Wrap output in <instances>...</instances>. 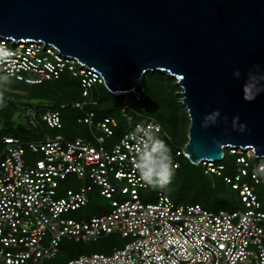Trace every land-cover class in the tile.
I'll return each instance as SVG.
<instances>
[{"label":"built area","instance_id":"2783aa9c","mask_svg":"<svg viewBox=\"0 0 264 264\" xmlns=\"http://www.w3.org/2000/svg\"><path fill=\"white\" fill-rule=\"evenodd\" d=\"M14 56L0 63V72L27 85L58 81L68 72L80 81L83 102L67 100L58 107L30 105L24 116L37 138H2L0 149V264H49L63 242H97L110 235L125 241L111 254H92L66 264H264V211L255 195L264 187V173L251 171L252 162H264L251 150L230 148L237 156L233 177L224 176L221 162H201L206 175L223 177L238 192L242 209L210 211L196 204H175L157 193L154 203L143 202L142 182L134 167L135 148L142 125L154 134L161 127L153 120L137 122L109 147L117 121L98 114L89 96L101 77L75 60L65 58L42 42H16L0 37ZM80 113L87 138L66 139L61 115ZM122 115L143 118L127 107ZM49 129L52 134L43 131ZM179 156V153H177ZM225 157V155H224ZM176 168V166L174 167ZM74 177L82 185L62 190ZM247 178L251 185L242 180ZM96 193L107 202V211L87 220L67 218L85 208Z\"/></svg>","mask_w":264,"mask_h":264},{"label":"water","instance_id":"95a60500","mask_svg":"<svg viewBox=\"0 0 264 264\" xmlns=\"http://www.w3.org/2000/svg\"><path fill=\"white\" fill-rule=\"evenodd\" d=\"M0 37L52 46L111 95L134 93L148 115L160 104L144 75L174 79L189 122L182 154L194 166L230 148L264 158V0H0Z\"/></svg>","mask_w":264,"mask_h":264},{"label":"rangeland","instance_id":"374dc122","mask_svg":"<svg viewBox=\"0 0 264 264\" xmlns=\"http://www.w3.org/2000/svg\"><path fill=\"white\" fill-rule=\"evenodd\" d=\"M156 73V72H155ZM151 74V73H147ZM145 74L144 77L147 75ZM161 74L159 77H155L145 87L146 95L160 104L158 113L149 115L150 119L158 122L176 118L175 124H169V128L165 129L166 136L169 143L173 147H182L186 143V135L188 129V118L184 108L181 106L180 90L176 86L174 79L168 77L166 74ZM3 75V73H0ZM78 80L73 79L68 72H65L58 82L53 84L46 83L42 86H28L23 83L15 82L10 79L7 84H0V109L11 112H3L0 114V134L3 131L6 134L15 132L17 129L23 131H29L27 119L24 116L23 106L27 103H40L47 105H55L60 102L61 95L69 98L73 101H80V91L78 90ZM95 98L103 104V107H108L113 103L110 102V93L104 87H95L92 91ZM24 105L22 106L23 102ZM4 107L2 106V104ZM132 110H135L132 98L126 102ZM116 115V113H115ZM76 111H71L61 115L63 129L58 132L67 139L81 138L85 131V127L76 124V118L78 117ZM134 118V116L129 115ZM118 129L114 131V137L107 145L111 147L114 145L122 134L130 131L134 120L132 118H120L116 115ZM113 118V117H112ZM173 128L172 135L169 129ZM156 136L163 140L166 144V138L163 133L156 134ZM83 138V137H82ZM179 169H174V175L171 183L165 188L148 187L140 190V199L143 202L154 203L157 200V192H165L169 198L175 203L180 205L198 203L204 208L210 210H232L234 205V199L228 191V189L221 183V180L212 177L204 176L196 169H191L183 160L176 159ZM223 165L227 164V161L222 162ZM233 171L231 169L228 172L229 176L233 177ZM193 180H191V178ZM208 184H214L217 195L203 188ZM82 185L74 177H69L66 181L61 183L60 188L62 190L77 189ZM255 195L258 197V201L264 209V187H255ZM105 204V205H104ZM94 205V204H93ZM89 205L79 211L69 212L66 217L74 220H87L96 215V205ZM106 206L107 202H103ZM123 241L117 236H110L99 240L96 243H75L64 242L63 252L61 257L63 260L75 257L76 255L90 256L92 254H110L113 248L120 249ZM61 250V249H60Z\"/></svg>","mask_w":264,"mask_h":264},{"label":"trees","instance_id":"16d2710c","mask_svg":"<svg viewBox=\"0 0 264 264\" xmlns=\"http://www.w3.org/2000/svg\"><path fill=\"white\" fill-rule=\"evenodd\" d=\"M1 73V72H0ZM63 75V74H62ZM161 74H159V73H151V74H147L145 77H143L142 78V80H141V83H142V85H143V87H144V91H145V93H146V89H145V87L148 85V83L150 82V81H152L155 77H159ZM71 76V75H70ZM62 77V76H61ZM72 77V76H71ZM73 78V77H72ZM61 79V78H60ZM59 79V80H60ZM73 79H77V78H73ZM11 80H14V79H11ZM58 80V81H59ZM78 80V79H77ZM15 82H18V81H16V80H14ZM58 81H56V82H58ZM18 83H22V82H18ZM46 83H49V82H46ZM46 83H43V84H41V85H28V86H42V85H44V84H46ZM53 83H55V82H53ZM53 83H51V84H53ZM23 84H25V83H23ZM150 84V83H149ZM25 85H27V84H25ZM78 90L80 91V101H74V102H83L84 101V99L82 98V96H81V88H80V81L78 80ZM95 87H103V85L102 84H95V85H93L92 87H91V89L89 90V96H90V98L92 99V100H94L96 103H97V106L95 107V111H96V113H98V114H103V115H108V116H111V117H113L115 120H116V115H119V117L120 118H125V119H128V118H132V117H130L129 115H122L121 114V109L123 108V107H127V109L131 112V111H134V112H137V113H139L140 115H141V117H143V118H132L133 120H134V122H133V124H132V127H131V129H130V131L132 130V128H133V126H134V124L135 123H137V122H145V121H147V120H153V119H150V117H149V115L148 114H146V113H144L143 111H141L138 107H137V105H136V101H137V97H136V95L134 94V93H129V94H126V95H121V96H114V95H111V94H109L110 96V102H112L113 104L112 105H109L108 104V107L106 108V107H103L104 105L103 104H106V103H102L101 101H99L97 98H95L94 96H93V94H92V91H93V89L95 88ZM147 94V93H146ZM132 98V101H133V105H134V107H135V110H132V108H130L129 106H128V104H126V102L129 100V98ZM67 100H71V99H69V98H66L65 96H62L61 95V100H60V102L59 103H57V104H55V105H47V104H40V103H38V104H36V103H27V104H25L24 105V103H26L25 101L22 103V106H23V109H25V107H28V106H30V105H37V106H47L48 108H55V107H58L61 103H65ZM0 101H4L5 102V100L4 99H1ZM71 101H73V100H71ZM2 104V103H1ZM2 106L4 107V105L2 104ZM7 107H4V110H1L0 109V114H2L3 112H6V113H10V115H12L11 114V112L10 111H8V110H5ZM160 109V108H159ZM71 111H75V110H71ZM71 111H66V112H64L63 114H66V113H68V112H71ZM159 111V110H158ZM158 111L156 112V113H158ZM77 113H78V115L80 116V113L78 112V111H76ZM115 113H116V115H115ZM62 114V115H63ZM78 116V117H79ZM77 117V118H78ZM76 118V119H77ZM62 121V120H61ZM117 121V120H116ZM155 123H157L158 125H160V127H161V131H160V133H156V134H161V133H163L164 134V136H165V138H166V144L168 145V147L171 149V155H172V158H173V164H174V167L176 166V168H174V169H179V166H178V164L175 162V160L176 159H181V160H183L189 167H191V169H196V170H198L199 172H201L202 173V175H204V176H212V177H215V178H217V179H219V180H221V183L228 189V191L230 192V194L232 195V198L234 199V207L232 208V210H225V211H238V210H241L242 209V205H241V202H240V200H239V198H238V192L237 191H235V190H233L232 188H231V186L230 185H227L225 182H224V180H223V177L224 176H228L229 177V175H228V172H229V170L231 169V171H233V173L235 174V168H236V158H237V156H235V155H231L228 151H225V157H224V160L225 161H227V164H224L223 165V161L220 163L223 167H224V171L222 172V175H223V177H217L216 175H206L205 173H204V169H203V167H202V165H198V166H194V165H192V164H190L189 163V161L183 156V154H182V147H173L172 145H171V143H169V140H168V137L166 136V133L164 132L165 131V129L166 128H169V124L171 125V124H175V122H176V118H174V119H168V120H165V121H160V122H158V121H156V120H153ZM28 123V122H27ZM28 126H29V124H28ZM63 126V125H62ZM83 126V125H82ZM63 129V128H62ZM116 129H118V124H117V128ZM115 129V130H116ZM172 130H173V128H171V129H169V132H170V134L172 135ZM43 131L44 132H46V133H48L49 135L50 134H52L53 132H51L49 129H47L46 127H44L43 128ZM39 134H40V132H39V130H33L30 126H29V131H23V130H20V129H17L15 132H12V133H9V134H6V133H4L3 131L1 132V134H0V149H1V143H2V138L3 137H7V136H12V137H15V138H21V139H27V140H29V139H33V138H37L38 136H39ZM155 134V135H156ZM81 137H83V138H87L88 137V132H87V129L85 128V131H84V133H83V135L81 136ZM79 138V137H78ZM67 139V138H66ZM68 140H72V139H68ZM186 141H187V139H186ZM185 145V144H184ZM184 147V146H183ZM177 153H179V156H177ZM259 164V162H252L251 163V167H250V169H251V171L252 172H254L255 170H256V167H257V165ZM233 174V175H234ZM231 177V176H230ZM191 178V177H190ZM191 180H193L192 178H191ZM243 182H246L248 185H251V183L248 181V179L247 178H245V179H243L242 180ZM257 187H259V186H257ZM204 190L206 189V190H208V191H210V192H213L215 195H217L218 193H217V191H215V188H214V184L212 183V185L211 184H208L207 183V185L203 188ZM254 192H255V190H254ZM157 193H163V192H157ZM164 194H166L165 192H164ZM167 195V194H166ZM168 196V195H167ZM169 197V196H168ZM258 198V197H257ZM103 202H105V200H103L98 194H96V193H93V194H91L90 195V199H89V204L87 205V206H89V205H96L95 207H96V215H94V216H92V217H95V216H100V215H102L104 212H106L107 211V206L108 205H106V206H104L103 205ZM194 204H196V205H200V204H198V203H194ZM93 205V206H94ZM261 205V204H260ZM86 206V207H87ZM200 206H202V205H200ZM203 207V206H202ZM204 208V207H203ZM204 209H206V210H210V209H208V208H204ZM261 210L262 211H264V209L262 208V206H261ZM77 211H79V210H77ZM210 211H214V212H217V211H221V210H210ZM75 212V211H74ZM110 236H117V235H110ZM110 236H108V237H110ZM118 238H120L119 236H117ZM107 238V237H106ZM121 239V238H120ZM122 240V239H121ZM123 241V244H122V246H121V248L125 245V241L124 240H122ZM98 242V241H97ZM64 243V242H63ZM90 243H96V242H90ZM63 246H61L60 247V251H59V255H58V257L55 259V260H53V261H51L49 264H66L69 260H72V259H75V258H78V257H80L81 255H76L75 257H71V258H69V259H66V260H63L62 259V257H61V254H62V252H63V248H62ZM115 249H117V248H113L112 249V251H111V253L113 252V250H115ZM110 253V254H111Z\"/></svg>","mask_w":264,"mask_h":264},{"label":"clouds","instance_id":"9594fccd","mask_svg":"<svg viewBox=\"0 0 264 264\" xmlns=\"http://www.w3.org/2000/svg\"><path fill=\"white\" fill-rule=\"evenodd\" d=\"M14 54V50L0 43V63L7 62ZM234 76H239V72H235ZM10 79L11 73L0 75V84H7L10 82ZM247 87V84L243 86L244 89H247ZM244 98L250 100L253 97L245 95ZM218 116V111L206 116L203 126L207 127L209 122L215 123ZM238 119V117L233 118L234 130L243 132L245 130L244 125H240L239 129H235V121ZM136 132L139 133V138L135 148L134 167L140 180L149 186L165 188L171 183L174 175L171 149L163 140L159 139L152 131L142 125L136 126ZM256 171L257 173H264V162L257 165Z\"/></svg>","mask_w":264,"mask_h":264}]
</instances>
